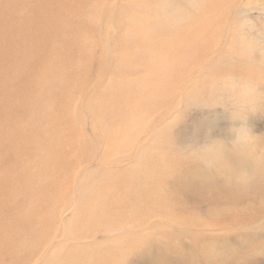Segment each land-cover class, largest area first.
<instances>
[{
	"label": "rangeland",
	"instance_id": "rangeland-1",
	"mask_svg": "<svg viewBox=\"0 0 264 264\" xmlns=\"http://www.w3.org/2000/svg\"><path fill=\"white\" fill-rule=\"evenodd\" d=\"M51 4L58 52L74 53L49 67L56 107L1 103L48 145L0 170L21 171L26 188L0 191L14 202L0 214H27L39 237L21 261L0 248V264H216L201 258L214 250L222 264H264V0ZM128 128L123 147L109 143Z\"/></svg>",
	"mask_w": 264,
	"mask_h": 264
},
{
	"label": "bare ground",
	"instance_id": "bare-ground-1",
	"mask_svg": "<svg viewBox=\"0 0 264 264\" xmlns=\"http://www.w3.org/2000/svg\"><path fill=\"white\" fill-rule=\"evenodd\" d=\"M23 1L25 0H0V6H1V10H0V61H1L0 62V170L1 171L3 170V168L8 167V165L12 162L14 157L17 156L16 152L18 153L20 151L21 152L25 151V153H29V151L32 152V150L35 149V147H37L36 145H40L43 148H46L48 146L46 143H44V141L41 144H39V141L36 140L35 136H37V134L35 132H38L39 131L38 129H41V127L38 128L37 126L28 125L26 121H21L17 123H10V121H8L10 115L12 114L21 115V114L17 111L15 112V110L14 112L8 111L6 107H4L5 104L2 106L1 103L2 104L4 103L2 98L5 97L7 98L8 95H12L13 98H16L15 103L17 102L18 104L23 106L22 107L24 108L23 112L28 111L27 110L28 108V109H35L39 114L42 115L45 114L49 108V105H51L52 108L56 107L54 103L53 104L45 103V100H48L49 98L47 96L50 90L52 92L56 88L55 83H53V81L51 82L50 80V77L53 73L49 67L57 59H58L57 61L62 62V64L64 65L67 63L66 60L72 59L71 57H67V55H71V56L74 55L72 51H69V54H67L64 57L61 56L60 53L58 52L61 46L60 43L63 44V42L65 41L64 39H66L63 37V35L66 36V34L63 33L60 35L61 33L60 28H63V26L59 22V19L61 17V14L63 13L60 10H58L57 7L55 6L53 7L52 6L53 4L49 6L48 5L49 0H28L30 2L29 11L20 7L19 9H14L16 7L15 4L18 5L21 2L23 3ZM201 25L202 24H200L199 27V23L198 25L196 23L195 25H190L189 27L191 30L192 29L203 30L204 29L202 27L203 25L202 26ZM184 39L185 38L182 37L181 40H179L178 43L180 44V46L183 44ZM54 74H57V71ZM54 97L56 96L54 95ZM41 101L43 102L44 107H39ZM31 103H35V104L33 105ZM38 107L40 112L38 111ZM62 118L66 119L67 113H63ZM25 126L27 128H25ZM27 130L29 131V133H26ZM127 130L128 131L121 132L120 129L119 130L115 129L114 131L115 136L112 140H110L109 143H112L117 148L123 147L128 141H130L131 139L130 136L133 131L129 128ZM245 155L247 157L246 153ZM224 157L226 158V155ZM241 157H245V156L240 155L238 159H240ZM255 160L257 159L255 158ZM256 163H258V161ZM16 171H17L16 169H12V171L8 170L7 173H5L4 175L2 174L3 176L1 177L0 180V191H2L5 195L9 194L13 196L15 191L18 190L22 191L26 189L25 187L23 189L22 186V183L24 182V181L22 182L23 179L21 176L22 172L21 171L19 172V170L18 172ZM12 177H14L15 181L20 183L18 187H15L13 189H11L10 186L8 185ZM37 189L39 191L38 193L40 196L43 193V189L41 187L40 188L37 187ZM25 192L27 193V191ZM11 198L12 197H9L7 198V200L3 201L2 197L0 196V206L3 209H6V207L11 205L10 203H12ZM231 198L237 200L236 197H231ZM97 200L99 201L100 199L98 198ZM12 204L14 205V202ZM32 211H33L32 208H29L28 212L31 213ZM26 220H28L27 214L24 217L21 216L20 218L19 217L12 218V216H9L8 214L6 216H2V214H0V248H9L12 246V251L10 252V256L14 258L13 261H15V257H17V259L20 260V257H18V255L20 254L19 250L23 248V246L24 247L29 246L30 250L36 248L34 246L36 244L35 238L39 237L36 232L38 229L36 228L37 220H35L36 221L35 225L30 227L27 226ZM121 248H124L121 250V252L126 254L125 252L126 247H121ZM216 251L217 250H214V252L207 251L205 252V254L201 256V258L207 260V262H210L213 259H218L216 260V262L218 261L216 264H222L224 258L219 260L218 256H220V254H218L216 257L213 256L214 253L216 255ZM158 259H159L158 250H153L148 262L156 263ZM233 259L236 260L235 258ZM236 263L237 262L235 261L234 264Z\"/></svg>",
	"mask_w": 264,
	"mask_h": 264
}]
</instances>
